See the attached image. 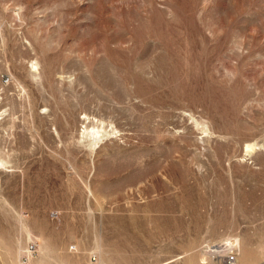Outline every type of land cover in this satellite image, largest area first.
<instances>
[{
    "label": "rangeland",
    "instance_id": "rangeland-1",
    "mask_svg": "<svg viewBox=\"0 0 264 264\" xmlns=\"http://www.w3.org/2000/svg\"><path fill=\"white\" fill-rule=\"evenodd\" d=\"M229 253L264 264V0H0V264Z\"/></svg>",
    "mask_w": 264,
    "mask_h": 264
},
{
    "label": "built area",
    "instance_id": "built-area-1",
    "mask_svg": "<svg viewBox=\"0 0 264 264\" xmlns=\"http://www.w3.org/2000/svg\"><path fill=\"white\" fill-rule=\"evenodd\" d=\"M236 253H229L226 257H225V262L226 264H233L236 262Z\"/></svg>",
    "mask_w": 264,
    "mask_h": 264
},
{
    "label": "bare ground",
    "instance_id": "bare-ground-1",
    "mask_svg": "<svg viewBox=\"0 0 264 264\" xmlns=\"http://www.w3.org/2000/svg\"><path fill=\"white\" fill-rule=\"evenodd\" d=\"M214 253H215V251H214ZM214 253H213V254H214ZM235 263H236V262H235ZM235 263H233V264H235Z\"/></svg>",
    "mask_w": 264,
    "mask_h": 264
}]
</instances>
